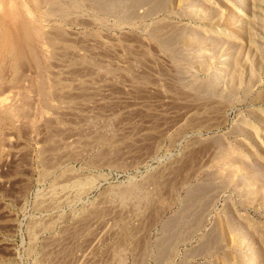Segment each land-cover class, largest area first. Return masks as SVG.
<instances>
[{"label":"rangeland","instance_id":"374dc122","mask_svg":"<svg viewBox=\"0 0 264 264\" xmlns=\"http://www.w3.org/2000/svg\"><path fill=\"white\" fill-rule=\"evenodd\" d=\"M0 264H264V0H0Z\"/></svg>","mask_w":264,"mask_h":264},{"label":"bare ground","instance_id":"6f19581e","mask_svg":"<svg viewBox=\"0 0 264 264\" xmlns=\"http://www.w3.org/2000/svg\"><path fill=\"white\" fill-rule=\"evenodd\" d=\"M138 1H141L142 4L147 2V0H137V2H138ZM255 27H256V26H255ZM10 100H11V99H4V100L1 102V104H2V106H1V107H2V110H3L4 112L6 111L8 114H10V112H11V111H10V104H11V103H10ZM12 106H13V104H12ZM4 112H3V113H4ZM89 166H90V165H89ZM66 168H67V167H66ZM71 168H72V167H71ZM71 168L69 169V171L73 170V169H71ZM83 169H84V168H83ZM64 170H65V169H64ZM76 170H77V169H76ZM78 170H79V169H78ZM65 171H66V170H65ZM65 171H63V172H65ZM67 171H68V169H67ZM68 173H70V172H68ZM66 174H67V173H66ZM72 174H74V173H72ZM75 174H76V173H75ZM75 174H74V176H75ZM63 175H64V174H63ZM80 175H82V174H80ZM64 176H65V175H64ZM64 176H63V177H64ZM74 176H73V177H74ZM76 176H77V175H76ZM76 176H75V177H76ZM66 177H67V175H66ZM68 177L70 178L71 175L68 176ZM68 177H67L65 180H68V179H69ZM79 177H80V176H78V178H79ZM76 178H77V177H76ZM73 179H74V178H73ZM70 180H71V178H70ZM77 180H78V179H77ZM68 181H69V180H68ZM80 182H81V181H80ZM80 182H79V180H78V183H80ZM84 182H85V181H84ZM82 183H83V182H82ZM84 184H86V183H84Z\"/></svg>","mask_w":264,"mask_h":264}]
</instances>
